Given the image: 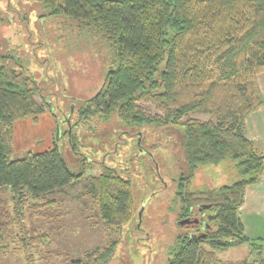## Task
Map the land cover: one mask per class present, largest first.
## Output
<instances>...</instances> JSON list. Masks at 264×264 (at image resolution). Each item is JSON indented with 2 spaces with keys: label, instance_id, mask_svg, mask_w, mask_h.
Masks as SVG:
<instances>
[{
  "label": "trees",
  "instance_id": "16d2710c",
  "mask_svg": "<svg viewBox=\"0 0 264 264\" xmlns=\"http://www.w3.org/2000/svg\"><path fill=\"white\" fill-rule=\"evenodd\" d=\"M31 1L50 16H66L102 47V82L75 105L79 123L115 118L122 128L175 124L185 132L187 173L173 199L180 205L171 207L183 230L173 234L160 264H264V245L245 233L239 215L246 188L264 172V153L244 127L264 103L258 78L264 72V0ZM29 64L14 50L0 53V187H10L13 210L9 222L0 220V255L10 250L14 223L25 263L38 264L36 248L50 245L52 238L24 230L25 209L43 205L45 195L78 181L84 171L69 168L57 144L14 157L15 121L46 113L37 93L50 107L47 85ZM141 103L156 104L160 113ZM70 141L76 145L74 133ZM215 173L226 181H205ZM203 174L207 177L197 184ZM90 193L106 223L124 231L132 218L139 220L132 180L116 168L105 165L92 175ZM246 242L254 259L217 257L216 250ZM117 243L87 252L76 264H110Z\"/></svg>",
  "mask_w": 264,
  "mask_h": 264
},
{
  "label": "rangeland",
  "instance_id": "374dc122",
  "mask_svg": "<svg viewBox=\"0 0 264 264\" xmlns=\"http://www.w3.org/2000/svg\"><path fill=\"white\" fill-rule=\"evenodd\" d=\"M42 8L31 0H0V53L14 50L26 59L29 71L47 85L45 98L50 102L48 107L43 96L35 94L46 113L38 119L30 116L15 121L14 157L57 144L67 166L84 172L78 181L45 195L43 205L25 209L24 230L33 236L45 231L52 238L50 245L36 248L37 262L76 264L87 252L117 240L110 264H160L166 259L173 234L183 230L176 227V210L171 207L180 205L173 199L181 175L187 173L185 132L175 124L122 128L115 118L107 123L95 119L89 124L79 123L75 105L94 94L102 82V47L96 38L90 40L86 33H79L77 24L66 16H50ZM141 105L152 114L160 113L154 103ZM189 116L210 118L201 112ZM73 133L75 146L70 141ZM105 165L132 180L141 217L132 218L124 231L104 221L90 193V177L99 174ZM206 177L199 175L196 183ZM205 181L220 184L226 179L215 173ZM11 195L10 187H0L2 221L9 222L13 213ZM10 228V250L0 255V264H26L17 239L19 227L10 223ZM251 247V242H246L216 250V254L223 261L254 259L249 253Z\"/></svg>",
  "mask_w": 264,
  "mask_h": 264
},
{
  "label": "crops",
  "instance_id": "0c3cea01",
  "mask_svg": "<svg viewBox=\"0 0 264 264\" xmlns=\"http://www.w3.org/2000/svg\"><path fill=\"white\" fill-rule=\"evenodd\" d=\"M258 78L264 94V72ZM244 127L246 135L256 149L264 153V103L247 116ZM38 132L36 131L35 134ZM31 139L32 137L28 141ZM239 211L245 233L250 238L255 237L264 245V172L259 182L246 188L244 203Z\"/></svg>",
  "mask_w": 264,
  "mask_h": 264
},
{
  "label": "water",
  "instance_id": "95a60500",
  "mask_svg": "<svg viewBox=\"0 0 264 264\" xmlns=\"http://www.w3.org/2000/svg\"><path fill=\"white\" fill-rule=\"evenodd\" d=\"M139 215L141 216V212L139 213Z\"/></svg>",
  "mask_w": 264,
  "mask_h": 264
},
{
  "label": "flooded vegetation",
  "instance_id": "af4514ba",
  "mask_svg": "<svg viewBox=\"0 0 264 264\" xmlns=\"http://www.w3.org/2000/svg\"><path fill=\"white\" fill-rule=\"evenodd\" d=\"M139 217H141L140 215H139ZM140 219V218H139Z\"/></svg>",
  "mask_w": 264,
  "mask_h": 264
}]
</instances>
